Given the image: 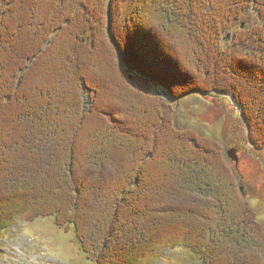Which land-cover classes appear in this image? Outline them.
Wrapping results in <instances>:
<instances>
[{"label": "trees", "instance_id": "1", "mask_svg": "<svg viewBox=\"0 0 264 264\" xmlns=\"http://www.w3.org/2000/svg\"><path fill=\"white\" fill-rule=\"evenodd\" d=\"M130 23L123 49L113 29ZM195 93L230 96L264 152V0H0V239L20 218L52 217L89 264H109L108 250L111 264H153L178 248L201 264H264V226L220 143L175 126L174 102ZM155 205L177 209L150 221Z\"/></svg>", "mask_w": 264, "mask_h": 264}, {"label": "rangeland", "instance_id": "2", "mask_svg": "<svg viewBox=\"0 0 264 264\" xmlns=\"http://www.w3.org/2000/svg\"><path fill=\"white\" fill-rule=\"evenodd\" d=\"M241 22L251 26L257 23L258 20L256 14L253 13ZM236 27H234L233 31L230 33L227 32L228 34L225 35V38L228 37L229 39L227 44L232 43ZM133 30H135V24L132 23L128 27H123L122 24L115 25L113 33L115 34L116 40L120 43L121 48L126 49V35L127 33H132ZM152 32L155 33L156 30L152 28ZM97 43L98 45L100 44L99 42ZM98 51V54L100 53L98 62H101L102 65L103 63L108 64L109 66L110 56L106 54L103 57L107 51V47L100 48ZM98 67H94L96 68L94 74L102 76L106 80L101 69ZM98 69L99 72H97ZM132 82L137 88L148 93L155 91L149 83L138 78ZM138 103L133 104L129 102L130 105L128 104L130 109L131 107L136 108V112L134 111L131 115L135 118L137 117L136 113L140 111ZM174 103L173 105L176 108L175 126L179 130H194L200 136L212 138L220 143L222 162L239 179V186L242 189L243 198L248 200L249 204L255 210L258 222L264 226V152L255 149L250 143L248 129L239 107L230 96L219 94L204 96L195 93ZM130 109H124V111L129 113ZM124 118L123 115L122 117L120 116L121 121H125L126 119ZM135 118L133 120L136 121ZM126 124L129 125L128 128L133 136H144L145 132L140 131L137 125L135 127L132 121H128ZM232 151H235L239 158L238 165L228 156V152ZM160 158L163 159V157ZM82 160L81 158L79 167L84 169L83 173L85 175L90 174V177L92 176L95 179L96 177L91 174V171H88L90 168H88L87 164H83L84 162ZM159 161L160 159L158 162H155L154 166H158L160 164ZM154 166L152 167L153 169ZM126 168L128 169V166ZM113 172H115V168L109 165L106 171H104L101 180L105 181L106 177L104 175L109 179L113 178L115 174ZM89 188L96 189L94 185L89 186L88 190H85V194L87 195L92 194ZM160 195L161 193L156 194L153 198L152 205L154 203H160ZM83 197L81 200L83 210L91 211V213L93 211L99 213L96 208L92 207V203L89 207L85 203V196ZM176 209L177 207L175 205L167 209L163 205H155V207L153 206L148 209L149 212L146 211V214L148 213L146 216H148V220L153 221L155 217L159 219L160 215L161 217L164 214L174 215ZM19 216L21 215L19 214ZM3 234V238L0 239V264H89L86 255L80 249L81 246L77 239L75 228L68 230L66 228L61 229L56 225L55 219L52 217L39 218L31 222L20 218L14 223V226L5 230ZM116 251L108 250L107 255L109 257L111 256L114 260ZM111 257L108 258L109 264L112 263ZM153 264H200V261L188 249L178 248L175 250H161L158 261Z\"/></svg>", "mask_w": 264, "mask_h": 264}, {"label": "water", "instance_id": "3", "mask_svg": "<svg viewBox=\"0 0 264 264\" xmlns=\"http://www.w3.org/2000/svg\"><path fill=\"white\" fill-rule=\"evenodd\" d=\"M228 156L230 157V159H232V161H234V162L238 165L239 160H238V158H237V156H236L235 151H233V152H229V153H228Z\"/></svg>", "mask_w": 264, "mask_h": 264}]
</instances>
